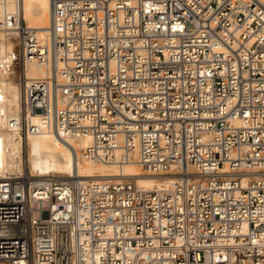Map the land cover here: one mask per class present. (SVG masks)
<instances>
[{"label":"built area","instance_id":"1","mask_svg":"<svg viewBox=\"0 0 264 264\" xmlns=\"http://www.w3.org/2000/svg\"><path fill=\"white\" fill-rule=\"evenodd\" d=\"M19 31L10 63L47 76L25 79L15 140L88 139L82 158L181 180L142 191L5 171L0 264H264L258 0H53L45 40Z\"/></svg>","mask_w":264,"mask_h":264},{"label":"bare ground","instance_id":"2","mask_svg":"<svg viewBox=\"0 0 264 264\" xmlns=\"http://www.w3.org/2000/svg\"><path fill=\"white\" fill-rule=\"evenodd\" d=\"M264 6V0H258ZM53 0H0V178L5 171L22 167L32 177L53 175L60 180L112 183L132 181L142 191L171 189L181 178L171 169L165 174L145 172L133 157L121 165L103 164L81 157L88 139H60L53 133L28 135L15 140L6 119L21 109L25 79L47 76L43 65L31 61L24 67L10 63L17 54L20 26L45 40L50 27ZM18 42V43H17ZM8 61V65L4 62ZM25 160V162H24ZM192 171L191 168H189ZM262 178L264 175H254Z\"/></svg>","mask_w":264,"mask_h":264},{"label":"rangeland","instance_id":"3","mask_svg":"<svg viewBox=\"0 0 264 264\" xmlns=\"http://www.w3.org/2000/svg\"><path fill=\"white\" fill-rule=\"evenodd\" d=\"M18 43V42H17ZM15 65H18V64H15ZM24 162H25V160H24Z\"/></svg>","mask_w":264,"mask_h":264}]
</instances>
